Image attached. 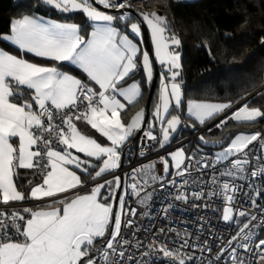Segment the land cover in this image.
<instances>
[{"label":"snow or ice","instance_id":"6c2138e0","mask_svg":"<svg viewBox=\"0 0 264 264\" xmlns=\"http://www.w3.org/2000/svg\"><path fill=\"white\" fill-rule=\"evenodd\" d=\"M40 2L61 14L82 13L91 24L23 15L10 21V34H0V41L18 49L10 54L0 48V264H142L126 254L131 240L125 230L137 229L140 217H151L161 193L162 205L169 197L188 203L190 184L198 189L191 199L204 201L192 206L219 212L234 229L231 236L217 237L219 244L213 241L217 250L208 264H219L225 254L230 264H248L243 254L264 259V132L236 134L214 155H200L199 146L191 154L183 146L172 147L182 124L207 131L212 130L208 125L223 129L229 121L251 126L264 120V106L244 98L243 103L187 99L190 123L185 124L173 114L185 108L181 40L164 15L141 9L134 14L132 0ZM157 77L154 109L141 108L126 121L122 113ZM78 122L104 142L85 135ZM199 139L208 145L203 136ZM133 141L145 143L140 157L148 159L155 149L164 154L124 170ZM21 169L33 170L40 182L29 181L31 187L22 191ZM29 201L42 206H25ZM173 208L168 203L161 212L167 217ZM172 231L159 227L141 255L149 257L155 248L157 259L168 258L170 264H204L194 252L182 250L211 253L208 240L198 245L181 237L179 248H172L159 240ZM143 243L137 239L135 246Z\"/></svg>","mask_w":264,"mask_h":264},{"label":"trees","instance_id":"16d2710c","mask_svg":"<svg viewBox=\"0 0 264 264\" xmlns=\"http://www.w3.org/2000/svg\"><path fill=\"white\" fill-rule=\"evenodd\" d=\"M138 9L143 11H161L168 19L171 32H174L181 44L182 73L180 79L186 93L185 108L173 112L187 123L186 100L196 99L206 102L242 101L257 88L264 85V0H195L192 2H173L169 0H134ZM23 15H37L58 19L63 22L84 24L87 18L82 13L61 14L43 5L40 0H0V34H8L10 21ZM89 25L91 22H87ZM91 30L90 26L87 28ZM3 41L0 45L3 46ZM211 52V55L209 54ZM160 70V67L158 66ZM79 74L77 70L76 73ZM142 73L135 77L140 80ZM152 98L150 112L158 99V85ZM150 87L144 91L143 98L135 106H131L122 117L128 121L141 108H145ZM258 93L264 94V89ZM244 98V99H241ZM247 100L252 106H264V95H252ZM151 120V116L149 117ZM157 122L155 133L159 129ZM207 131L199 126L195 131L202 130L199 135L185 142L182 146L189 154L203 149L202 153L213 154L212 149H220L231 137L239 133L264 132V120L255 125L243 123L229 124L223 129L211 126ZM194 131V132H195ZM194 132L189 127L181 130L174 140L187 139ZM200 135L209 140L219 141L213 146L199 142ZM131 152L124 157L123 164L134 160L138 146L132 144ZM214 155V154H213ZM21 190H27L40 182L33 170H19Z\"/></svg>","mask_w":264,"mask_h":264},{"label":"built area","instance_id":"2783aa9c","mask_svg":"<svg viewBox=\"0 0 264 264\" xmlns=\"http://www.w3.org/2000/svg\"><path fill=\"white\" fill-rule=\"evenodd\" d=\"M144 1V0H141ZM169 1H177V2H185L186 0H169ZM134 4V9H138V5L134 3V0H132ZM186 124V123H185ZM181 130H186L187 127L184 126V124L181 125ZM202 131V130H201ZM201 131L197 132L195 131L193 134H191L187 139L183 141H177L173 142V149L178 148L182 146L185 142L192 139L193 137L197 136ZM159 132V129L156 133ZM142 135V134H141ZM152 143V142H148ZM138 148L136 152V157L132 162H130L127 165L123 164L124 170H130L133 166H138L140 163H148L151 160H158L157 152L160 154H164L163 150L155 149L148 153V159H145L144 157H140L138 155V152L141 148L145 146V143L143 141L138 142ZM205 153H202L200 155H203ZM209 154V153H208ZM213 155V154H209ZM121 170H118V173H120ZM195 173H193V178L195 177ZM127 179L126 177L122 176V180ZM179 180V178H177ZM204 179H207V177H204ZM237 183H248V181H237ZM255 183H259V181H256ZM190 196V199L188 203H185L183 201H175L171 197L166 199L164 201V204L162 205L160 203V196L163 195V193L159 194L158 197L155 199L151 212V217H140V220L138 221L139 227L134 230H125V238L131 240L130 245H126L125 248L127 250L126 254H131L136 260L142 261V264L144 261H147L148 264H170V261L168 258L164 259H157V257L160 256V254L156 251V249H152V255L149 257H143L141 253L149 251L147 248V244L150 241L154 240L153 233L158 232L159 227H164L166 232L167 229L171 228L174 231L168 232L167 236L160 235L159 240H163L172 248H179L181 241V237H186L189 239L190 244H198L203 245V242L205 240H208L209 246L213 248V251L211 253L205 251L201 252L198 249H183L182 251L192 253L194 252L197 257H200L204 264H208L209 259H214L215 253H216V246L213 244V241H216V244H219L220 241H217L216 238L220 237L223 239L224 237L231 236L234 234V229L231 225L228 223H225L222 219H220V213L214 212L210 208H204V207H193V204H203L204 201H195L191 199V193L195 190H198L195 185H189L185 189ZM208 189L205 188V191ZM247 190V189H246ZM173 191H175L173 189ZM261 203H264V201H260ZM168 203H173L175 205V208L171 209L167 217L164 216V214L161 212V208L166 206ZM215 204L219 205L220 201L218 199L215 200ZM29 204H26L25 206H28ZM245 205L247 206V202H245ZM159 213V215H157ZM135 231V235H132L131 232ZM187 234H191L190 236ZM264 238V237H262ZM137 239L143 241V245L140 248H137L136 241ZM159 241H157L158 246ZM239 252L243 253L242 249H238ZM244 258L248 261V264H264V259H257L255 256H252L249 259L248 254H243ZM121 264H133V261H121ZM199 264V261L197 262ZM219 264H230V261L228 260L227 254H225L224 258L219 262Z\"/></svg>","mask_w":264,"mask_h":264},{"label":"crops","instance_id":"0c3cea01","mask_svg":"<svg viewBox=\"0 0 264 264\" xmlns=\"http://www.w3.org/2000/svg\"><path fill=\"white\" fill-rule=\"evenodd\" d=\"M188 2H192V1H195V0H187ZM45 19H53V18H47L45 17ZM58 20V19H57ZM58 22H63V21H60L58 20ZM10 34V31L9 33ZM3 46L0 45V48H2L3 50H6V51H10V54H16V52H18V49H16V46L15 45H12L10 41H3ZM26 58L30 59V60H33L35 59L37 62H41V63H46V61H43V60H40L39 58H34L32 57L31 54H27ZM131 107V106H128V108ZM128 108L125 110L127 111ZM123 114V113H122ZM130 121V120H128ZM78 127L79 129L85 134V135H89V136H92L94 138H97V139H100L101 142H104L103 141V138L99 137V134L96 133L93 129L90 128V126L86 125L85 123L83 122H78ZM21 170H26V169H21ZM27 204H29L28 206L29 207H36V206H42V202H34V201H29Z\"/></svg>","mask_w":264,"mask_h":264},{"label":"water","instance_id":"95a60500","mask_svg":"<svg viewBox=\"0 0 264 264\" xmlns=\"http://www.w3.org/2000/svg\"><path fill=\"white\" fill-rule=\"evenodd\" d=\"M132 11L135 14V11L134 10H132ZM155 11L158 14L163 15L161 13V11H158V10H155ZM145 39L148 40V37L146 36ZM146 47H151L150 43L146 44ZM155 68L159 71L157 64H155ZM157 80H158V77L157 78H154L153 84L150 86V90H149L148 97H147L146 104H145L146 113H150V106H151L152 98H153V95H154V92H155V89H156ZM243 102H244V100L242 102H240V103H243ZM149 117H150V115H146V119L149 120ZM208 126H210V125H208ZM199 131H201V130H198L197 132H199ZM141 134L142 133H137V136H140ZM178 134H179V130H178V133L174 134V140L178 137ZM133 144L135 146H137L138 145V142L137 141H133ZM123 160H124V158H123Z\"/></svg>","mask_w":264,"mask_h":264},{"label":"rangeland","instance_id":"374dc122","mask_svg":"<svg viewBox=\"0 0 264 264\" xmlns=\"http://www.w3.org/2000/svg\"><path fill=\"white\" fill-rule=\"evenodd\" d=\"M134 3H136V2H134ZM157 64V66H159L160 67V65L158 64V63H156ZM159 83V82H158ZM264 85H262V86H260L259 88H257L252 94H250L247 98H249V97H251L252 95H255V94H257L259 91H261L262 89H264V87H263ZM247 98H245V99H247ZM243 101V100H242ZM241 101V102H242ZM158 102V101H157ZM186 117H187V113H186ZM187 121V123H190V121H189V119H187L186 120ZM230 122H233V121H230ZM233 123H235V122H233ZM159 124V123H158ZM211 126V125H210ZM198 127V126H197ZM196 127V128H197ZM196 128H192V127H189V129H190V131H192V132H194L195 131V129ZM155 134V133H154ZM199 135V134H198ZM200 136H203V135H200ZM199 136V137H200ZM209 143H208V145L209 146H213V145H216V143H214L215 141L214 140H209L207 137H205V136H203ZM186 139V138H185ZM185 139H183V140H185ZM183 140H179V141H183ZM198 140H199V142L201 143V141H200V139L198 138ZM224 146H226V145H224ZM221 150V148L220 149H212L211 151L213 152V154L215 153V152H217V151H220Z\"/></svg>","mask_w":264,"mask_h":264},{"label":"flooded vegetation","instance_id":"af4514ba","mask_svg":"<svg viewBox=\"0 0 264 264\" xmlns=\"http://www.w3.org/2000/svg\"><path fill=\"white\" fill-rule=\"evenodd\" d=\"M181 131V129L179 130V132Z\"/></svg>","mask_w":264,"mask_h":264}]
</instances>
